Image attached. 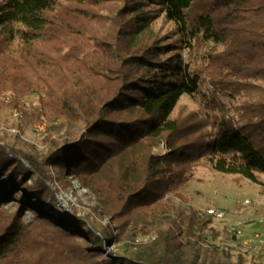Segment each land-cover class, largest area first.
<instances>
[{"label": "trees", "instance_id": "obj_1", "mask_svg": "<svg viewBox=\"0 0 264 264\" xmlns=\"http://www.w3.org/2000/svg\"><path fill=\"white\" fill-rule=\"evenodd\" d=\"M208 41L223 45L208 54L210 101L235 100L232 114L181 118L179 97L203 84L183 50ZM6 110L82 131L50 140L42 160L0 145V264H244L215 259L210 220L189 207L177 221L163 197L199 160L264 192V0H0ZM48 164L108 222L47 208L57 193ZM122 236L132 249H107Z\"/></svg>", "mask_w": 264, "mask_h": 264}, {"label": "rangeland", "instance_id": "obj_2", "mask_svg": "<svg viewBox=\"0 0 264 264\" xmlns=\"http://www.w3.org/2000/svg\"><path fill=\"white\" fill-rule=\"evenodd\" d=\"M169 25L160 19L155 22V26L162 32L168 29ZM14 43L17 44V40H14ZM213 48L219 51L223 45L208 41L190 51L183 50V56L202 74L203 84L201 93L182 94L179 97L173 111L174 115L185 118L188 114H196L198 117L212 118L222 112L232 114L235 100L219 97L210 101L212 88L209 76L211 71H215V67L208 54L214 51ZM35 98L33 94L24 100L31 102ZM81 131V127L76 124L69 125L58 121L34 124L10 110L3 111L0 115V145L14 150L16 155L22 156L21 152H25L37 160H42L53 147L54 143L50 140L60 141L68 135L77 136ZM164 151L163 145L154 148L156 154ZM45 169L52 176L48 184L57 190L54 204L47 203V208L56 214L63 210L73 214L74 210L77 216L89 215L90 220L101 224L108 222L106 217L97 214L94 196L81 188L75 179L63 178L54 165H45ZM68 180H71L72 186L68 184ZM258 180L264 182V177L260 175ZM27 182L32 184L34 180L30 178ZM163 201L167 212L177 221L182 219L189 207L196 209L201 217L210 220L205 234L208 242L217 249L215 259L223 261L225 259L221 254L228 253L232 261L239 255L244 264H264V251L255 248L254 245L257 236L264 235V192L259 183L214 171L199 160L185 173L179 186H173L166 192ZM1 204L7 207L11 214L16 211L17 202L14 200ZM209 209L217 212L215 216L209 215ZM20 218L22 220L30 218L27 209L22 210ZM234 229L239 232L236 233ZM128 242V237L122 236L114 240L107 249L114 252L128 250L131 248Z\"/></svg>", "mask_w": 264, "mask_h": 264}, {"label": "bare ground", "instance_id": "obj_3", "mask_svg": "<svg viewBox=\"0 0 264 264\" xmlns=\"http://www.w3.org/2000/svg\"><path fill=\"white\" fill-rule=\"evenodd\" d=\"M15 115H17L16 111H13ZM209 215H213L215 216V214L217 212H215V210L213 209H209L208 210ZM236 233H238L239 231L237 229H234ZM255 248L259 249V250H263L264 251V235L263 236H257L256 242H255Z\"/></svg>", "mask_w": 264, "mask_h": 264}]
</instances>
